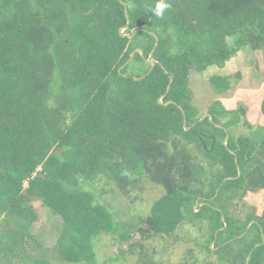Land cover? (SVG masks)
I'll return each instance as SVG.
<instances>
[{"label": "trees", "instance_id": "16d2710c", "mask_svg": "<svg viewBox=\"0 0 264 264\" xmlns=\"http://www.w3.org/2000/svg\"><path fill=\"white\" fill-rule=\"evenodd\" d=\"M156 2L0 0V264H49L40 208L60 219L62 264H99L101 243L127 245L102 264H171L181 239L176 264H264V88L213 103L211 121L189 89L191 71L264 51V0H165L163 16ZM240 79L208 82L220 96ZM148 186L162 196L117 223L104 195L145 205Z\"/></svg>", "mask_w": 264, "mask_h": 264}, {"label": "rangeland", "instance_id": "374dc122", "mask_svg": "<svg viewBox=\"0 0 264 264\" xmlns=\"http://www.w3.org/2000/svg\"><path fill=\"white\" fill-rule=\"evenodd\" d=\"M236 72H240L241 74V79L238 84H236V86L232 90L228 91L224 95H215L208 82L209 76L211 74L233 75ZM263 82L264 51H251L250 49H246L244 51H241L236 58L229 61L223 69H219L217 67H209L204 73L191 71L189 75V89L192 95L191 104L197 109L198 114L203 116L205 113H208V109L213 103L218 101L222 102L223 105H226L228 101L234 98L237 91H256L260 88ZM236 132L247 133V131L243 128L237 129ZM146 188L147 190L143 194V197L147 202L145 203V205H130L128 199L120 196H116L115 199H112L109 197L110 195L108 194V192L104 195V198L106 199L104 205H107V208L112 213H120L122 212V210H124V213H122L121 215H118L116 217L114 216V219L117 223H120L121 221L127 223L133 222L135 220L133 216L138 212H143L144 214H146L152 202L161 197V194H163L162 188L158 186L155 187V190L151 189L149 186ZM105 199L102 200L104 201ZM39 204L40 202L37 203V206ZM40 210L39 220L34 224L33 233L36 235L37 240L44 246V248L48 249L47 258L50 259L49 264H62L57 261L55 253L49 252V248H51L55 244L58 237L56 226L58 227L60 225V219H55V217H51V215H49L48 213H44L42 208H40ZM179 221H181L180 218ZM186 230L187 234L189 235L195 234L194 229H191L189 225H185L184 231ZM131 235L134 239L138 240L140 238L139 234H137L136 232L131 233ZM152 243L160 244V241H152ZM167 243V248L166 250L161 251V256L159 257V259L161 258L160 260L168 263L170 262L171 264H176L179 259H182L185 256L186 248L191 246V242L186 243L182 239L179 241L168 240ZM126 247L127 245L119 246L117 243L113 245H109L108 243L104 245L101 243L100 246L97 247L96 252L98 263L102 264L106 256L115 255L119 248L124 249ZM118 263L132 264V259L130 258V256H128L127 259Z\"/></svg>", "mask_w": 264, "mask_h": 264}, {"label": "water", "instance_id": "95a60500", "mask_svg": "<svg viewBox=\"0 0 264 264\" xmlns=\"http://www.w3.org/2000/svg\"><path fill=\"white\" fill-rule=\"evenodd\" d=\"M124 8H125V13H126V17H127V24H126L125 27H123L122 29H120V34H121L122 36H126V37H128V38H131L134 34H136L137 32H139L141 29H136V30H134L133 32H131V33H129V34H125V33H124V31L127 29L128 24H129V19H128V15H127V8H126V5H125V4H124ZM152 34H153V33H152ZM153 35H154V34H153ZM154 37H155V45H154L153 49L151 50V52H150L148 58L146 59V61H147V62H150V64H151V65H150V70L153 68L154 63L156 62V60L153 59L152 55H153L154 50H155V48H156V46H157V44H158V38H157L155 35H154ZM135 52H138V53H140V54L142 55L141 50H135V51H133V52L131 53V55H130V59H129L126 63H128V62L133 58ZM122 67H123V66H122ZM172 79H173V78L170 76V81H172ZM168 89H169V86H168V88H167V91H168ZM159 101H161V99H160ZM168 103H169V102H166V103H164V105H166V104H168ZM182 113H183V116H184L183 125L185 126V129L188 130V127H186V120H185V114H184V111H182ZM205 118H208V119L211 121V117H210V115H209L208 113H205V114L199 119V121H202V120L205 119ZM224 130H225V129H224ZM225 132H226V131H225ZM228 138H229V135L226 133V137H225L224 144L227 143ZM238 172H239V171H238ZM239 175H240V172L238 173V176H239ZM196 205L201 206L200 204H197V203H196ZM222 220H224L223 217H222ZM249 225H250V224H249ZM249 225H248V227H249ZM248 227H247V229H248ZM243 235H244V234H243ZM243 235H240L239 237H241V236H243ZM263 241H264V236H263ZM249 258H250V257L247 258V261L249 260Z\"/></svg>", "mask_w": 264, "mask_h": 264}, {"label": "crops", "instance_id": "0c3cea01", "mask_svg": "<svg viewBox=\"0 0 264 264\" xmlns=\"http://www.w3.org/2000/svg\"><path fill=\"white\" fill-rule=\"evenodd\" d=\"M263 88H264V82L261 84L260 88L258 90H256V91H251V90H239V91H245L246 92V95H245L246 96V100L248 99L247 102H248V104L251 105V100L254 102V100H253L254 98H252L251 94H256V93L260 92V90L263 89ZM237 92H236V94H237ZM236 94H235V96H236ZM261 95H263V97H264V93L261 94ZM235 96H234V98H235ZM234 98H232L231 100H233ZM261 99L260 98L258 99L259 103H260ZM230 101H228L225 106H229ZM258 106H259V104H258Z\"/></svg>", "mask_w": 264, "mask_h": 264}, {"label": "clouds", "instance_id": "9594fccd", "mask_svg": "<svg viewBox=\"0 0 264 264\" xmlns=\"http://www.w3.org/2000/svg\"><path fill=\"white\" fill-rule=\"evenodd\" d=\"M170 5L165 2V0H157L155 8L152 11L156 16H163L164 10L169 8Z\"/></svg>", "mask_w": 264, "mask_h": 264}]
</instances>
